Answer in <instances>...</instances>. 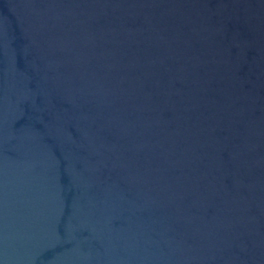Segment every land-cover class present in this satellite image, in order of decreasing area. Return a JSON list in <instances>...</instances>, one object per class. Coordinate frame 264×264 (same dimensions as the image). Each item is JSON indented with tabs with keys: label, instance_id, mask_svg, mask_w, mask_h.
Listing matches in <instances>:
<instances>
[{
	"label": "water",
	"instance_id": "95a60500",
	"mask_svg": "<svg viewBox=\"0 0 264 264\" xmlns=\"http://www.w3.org/2000/svg\"><path fill=\"white\" fill-rule=\"evenodd\" d=\"M0 264H264V0H0Z\"/></svg>",
	"mask_w": 264,
	"mask_h": 264
}]
</instances>
